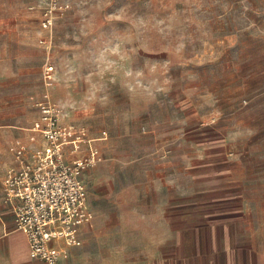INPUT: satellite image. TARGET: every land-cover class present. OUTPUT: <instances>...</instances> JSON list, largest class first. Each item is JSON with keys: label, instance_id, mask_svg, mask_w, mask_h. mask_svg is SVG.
Masks as SVG:
<instances>
[{"label": "rangeland", "instance_id": "obj_1", "mask_svg": "<svg viewBox=\"0 0 264 264\" xmlns=\"http://www.w3.org/2000/svg\"><path fill=\"white\" fill-rule=\"evenodd\" d=\"M59 1L44 29L43 0H0V177L47 93L103 154L85 174L102 238L171 256L261 238L264 0Z\"/></svg>", "mask_w": 264, "mask_h": 264}, {"label": "built area", "instance_id": "obj_2", "mask_svg": "<svg viewBox=\"0 0 264 264\" xmlns=\"http://www.w3.org/2000/svg\"><path fill=\"white\" fill-rule=\"evenodd\" d=\"M43 3L42 26L51 29L68 6L59 0ZM41 42L48 46L51 37ZM54 70L48 62L44 79L50 86ZM36 106L32 135L28 142H14L15 163L0 182L4 202L14 203L15 227L26 234L31 257L41 264H59L68 256L66 247L82 245L81 228L94 219L85 174L103 154L86 124L62 122L61 109L49 94Z\"/></svg>", "mask_w": 264, "mask_h": 264}, {"label": "crops", "instance_id": "obj_3", "mask_svg": "<svg viewBox=\"0 0 264 264\" xmlns=\"http://www.w3.org/2000/svg\"><path fill=\"white\" fill-rule=\"evenodd\" d=\"M34 121L30 126L23 127L25 132H19L13 140V145L17 139L29 141ZM14 163L13 154L12 162L8 167ZM93 180L97 182L98 178ZM0 186V264H27L34 259L29 252L27 236L23 231L16 229L14 203L4 202L1 182ZM114 194L111 192L110 195ZM105 195L103 192L96 191L95 198L104 199ZM88 208L94 215H99L101 211L99 207L92 209L89 205ZM89 224L81 228L82 245L66 247L68 256L62 258L59 264H264V235L261 238L252 237L242 240V245H232L231 241L227 240L224 245L228 248L226 250L217 249L219 243L224 242L223 240L210 239L208 242L215 249H211L209 253L171 256L164 253L165 244L169 242L167 238L152 239L150 242H145V247H140L135 233L123 234V238H117L116 242L101 237L98 233V223L91 226ZM122 227L127 226L122 225ZM127 229L129 228H124L126 231ZM166 229L168 230V225ZM179 242L184 244L186 241Z\"/></svg>", "mask_w": 264, "mask_h": 264}]
</instances>
